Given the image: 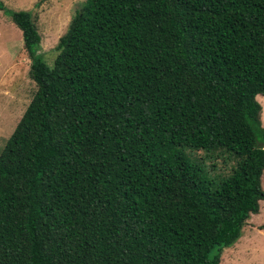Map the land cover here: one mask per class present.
Segmentation results:
<instances>
[{"label":"trees","instance_id":"trees-1","mask_svg":"<svg viewBox=\"0 0 264 264\" xmlns=\"http://www.w3.org/2000/svg\"><path fill=\"white\" fill-rule=\"evenodd\" d=\"M0 149V264H219L264 201V0H84ZM264 230V224L259 227Z\"/></svg>","mask_w":264,"mask_h":264},{"label":"rangeland","instance_id":"rangeland-1","mask_svg":"<svg viewBox=\"0 0 264 264\" xmlns=\"http://www.w3.org/2000/svg\"><path fill=\"white\" fill-rule=\"evenodd\" d=\"M84 0H0L10 11L31 13L40 41L37 54L50 66L53 48L67 28L70 18ZM29 59L22 46L19 30L6 14L0 12V149L12 133L34 93L28 78ZM260 105V121L264 126V95L256 96ZM264 191V172L260 178ZM258 213L250 215L239 239L223 248L219 264H264V201L258 202Z\"/></svg>","mask_w":264,"mask_h":264}]
</instances>
